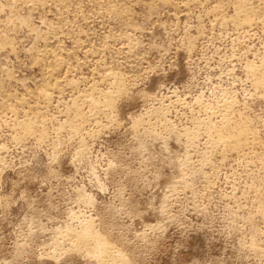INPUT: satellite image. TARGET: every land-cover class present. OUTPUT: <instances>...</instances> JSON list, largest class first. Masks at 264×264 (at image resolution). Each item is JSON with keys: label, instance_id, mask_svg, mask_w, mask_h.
Wrapping results in <instances>:
<instances>
[{"label": "rangeland", "instance_id": "obj_1", "mask_svg": "<svg viewBox=\"0 0 264 264\" xmlns=\"http://www.w3.org/2000/svg\"><path fill=\"white\" fill-rule=\"evenodd\" d=\"M184 1L0 0V264H264V0Z\"/></svg>", "mask_w": 264, "mask_h": 264}, {"label": "bare ground", "instance_id": "obj_2", "mask_svg": "<svg viewBox=\"0 0 264 264\" xmlns=\"http://www.w3.org/2000/svg\"><path fill=\"white\" fill-rule=\"evenodd\" d=\"M212 0H185L184 2H183V4L182 5H184L185 7H189L190 5H193V4H195V3H198V4H202V5H205V4H209V2H211ZM70 3V2H69ZM241 3V2H240ZM248 4H249V2H248ZM239 5V4H238ZM251 7V6H250ZM249 6H242V4H241V6H238L237 7V11H238V18L236 19V16L232 19H229V20H231L232 22H233V24L236 26V25H240V26H251L253 23H254V16L253 17H251L250 16V9L252 8H250ZM32 8V7H31ZM188 9V8H187ZM217 9V8H216ZM253 10V9H252ZM252 12V11H251ZM215 13V12H214ZM252 14H253V12H252ZM257 16V15H256ZM219 18V17H218ZM223 18V17H222ZM219 20V19H218ZM225 20V18L224 19H222L220 22H223ZM228 20V19H227ZM256 20V19H255ZM225 23H226V21H225ZM125 27V26H124ZM202 34V33H201ZM5 43V42H4ZM3 43V44H4ZM9 43V42H8ZM7 44V43H6ZM57 56V55H56ZM53 59H55L54 61H53V63L50 65V69H48V77H49V79L53 76V74H54V71H55V69H57V68H59V66L62 64V63H64V61H62L60 58H58V57H56V58H53ZM48 68H49V66H48ZM256 68V67H255ZM253 69V68H252ZM257 70V69H256ZM253 71V70H252ZM251 71V72H252ZM253 72H255V71H253ZM253 72H252V74H253ZM259 72V71H258ZM113 75V73H111V72H109L107 75ZM116 74V73H115ZM255 74V73H254ZM256 74H258V73H256ZM262 74V73H261ZM107 75H106V77H107ZM256 76V75H255ZM258 76V75H257ZM261 76H264V74L263 75H261ZM53 78V77H52ZM259 78V77H258ZM118 79H119V77H118ZM51 81V80H50ZM255 81H257L256 79H255ZM119 83V85H120V82L121 81H118ZM48 83V84H47ZM46 83V85H45V87L41 90V94L43 95V97L46 99V102H50L51 101V99H52V92H54V91H56V90H58V89H60V87H61V81H59V79L57 80L56 78L55 79H53V81L52 82H47ZM116 83V82H115ZM254 83H256V84H258L259 86H260V84L262 85V86H264L263 84H264V79H258V81L257 82H254ZM65 85V84H64ZM92 86V85H91ZM106 94V93H105ZM109 94V93H108ZM61 95V94H60ZM83 96V95H82ZM20 102L19 103H22L23 102V99H20L19 100ZM91 101V100H90ZM97 101V100H96ZM25 102V101H24ZM107 103V102H106ZM105 103V104H106ZM110 103H111V101H110ZM51 104V103H50ZM95 104H98V103H95ZM108 105V104H107ZM98 108H99V105H96ZM106 109V108H105ZM77 112V111H76ZM93 115V114H92ZM94 116V115H93ZM38 117V116H37ZM225 117V116H224ZM92 120H95V117H89L88 118V120L87 121H92ZM24 122V121H23ZM22 123V122H21ZM19 124V123H18ZM241 124H243V123H241ZM241 124H239L238 126V128H237V124L235 125L236 126V128L234 129L233 127V129L230 127L229 129H227V126H220V128H218V129H216L217 130V132H216V135H217V141H218V143H222V144H224V145H227L228 147H230L231 148V150H235V151H242V150H244L245 149V147L247 146L248 147V143H250L251 141H249V139H250V137L248 136L249 135V133H248V126L247 125H245V126H247V128L245 127V126H242V127H240V125ZM218 125V124H217ZM20 126H22V125H20ZM24 127V129L23 130H25L24 132H26L27 133V135L28 134H32V132H34V127H33V124H32V121H31V118H29V121L28 122H26L25 121V125H23ZM22 128V127H21ZM21 130V129H20ZM228 130H230V131H228ZM250 130V129H249ZM22 131V130H21ZM211 131V130H210ZM251 131V130H250ZM215 132V131H214ZM35 133H37V132H35ZM34 133V134H35ZM252 133V132H251ZM25 134V133H24ZM39 135H41V133H38ZM43 134V133H42ZM35 136V135H34ZM253 136V135H252ZM42 137V136H41ZM39 138H40V136H39ZM255 139V138H254ZM39 141V140H38ZM253 142V141H252ZM217 143V144H218ZM187 147V146H186ZM1 164V163H0ZM85 230V229H84ZM94 230V229H93ZM67 232V231H66ZM88 232V231H87ZM90 233V232H89ZM68 236H71L72 237V239L73 238H75V240H80L81 242H86L87 241V238H86V236H87V234H77V233H75L74 231H72V230H69L68 231ZM93 238H96V241H95V245H98L101 249V251H103L104 250V252L106 251V253L107 252H109L108 251V247H107V243L106 242H102L100 239H98L97 238V236L96 237H93ZM104 241V240H103ZM88 244V243H87ZM88 250H90V249H88ZM99 250V249H98ZM97 250V251H98ZM100 254H102V253H100ZM102 256V255H101ZM104 256H105V254H104ZM124 258V257H123Z\"/></svg>", "mask_w": 264, "mask_h": 264}]
</instances>
